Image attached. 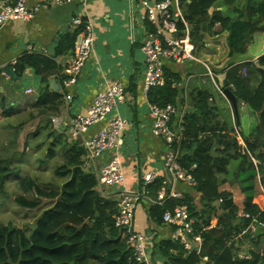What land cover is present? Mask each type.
Segmentation results:
<instances>
[{
    "label": "trees",
    "instance_id": "obj_1",
    "mask_svg": "<svg viewBox=\"0 0 264 264\" xmlns=\"http://www.w3.org/2000/svg\"><path fill=\"white\" fill-rule=\"evenodd\" d=\"M217 1L179 0L195 48L202 46L205 39L216 32L214 24L218 22L221 29H229V55L258 53L256 60L231 63L224 69L227 86L238 101V116L239 113L247 115L248 127L242 129L241 119L236 122L235 118L230 125L219 119L221 108L217 101L220 102L224 95L222 88L217 87V78V86L212 82L207 89L193 88L185 94L184 102L187 100L189 107L182 116L181 138L175 147L180 166L191 175L192 188L200 194L199 205L193 202L190 194H185L166 199L161 205L152 204L149 216L156 224H161L167 209L185 204L195 219L194 227L202 242L197 250L186 255V250L177 241L170 242L167 249L160 246L162 260L158 264H199L202 258L207 259L206 264H262L264 261V255L260 257L258 253H253L252 259L234 256L233 238L246 221L237 219V205L231 192L221 189L225 183L231 187L240 184L244 209L264 222V195L256 180L252 160L257 161L258 170L263 174L264 51L260 54L259 51L264 49V40L259 35L264 36V23L251 16L234 21L222 18L216 11L209 15V8ZM76 30L63 39L57 53L67 51L74 43ZM25 65L32 66L45 83V92L34 104H59L61 94L50 91L47 86V79L59 73L53 58L24 53L13 68L20 75ZM174 81H178V75L164 68L163 84L147 90L153 103L159 106L175 103L177 88ZM3 107V98H0V120L8 116ZM57 152L62 162L54 172L65 180L59 189L52 191L49 206L35 218L30 233L24 235L16 258L1 259L0 264H135L129 260L131 253L125 243V232L114 226L116 201L97 191L95 175L83 167V148L79 142H68L62 134H56L46 154L53 158ZM8 157H0V196L6 192V181L17 173L16 165ZM231 163H234L233 168H229ZM23 181L20 179L21 183ZM26 184H30L35 192H41L31 181ZM159 186L160 182L154 184L153 190ZM218 199L221 202L217 203ZM213 219L214 224L211 223ZM10 227L6 225V228Z\"/></svg>",
    "mask_w": 264,
    "mask_h": 264
},
{
    "label": "crops",
    "instance_id": "obj_2",
    "mask_svg": "<svg viewBox=\"0 0 264 264\" xmlns=\"http://www.w3.org/2000/svg\"><path fill=\"white\" fill-rule=\"evenodd\" d=\"M27 2L41 4L39 11L30 21H8L0 25V98H3V112L8 115L6 117H10L11 122L17 125L13 138H10L13 142L11 146L13 145L17 151L21 150L18 130L27 125L32 115H36L32 113L34 109L44 111L49 120L54 116L64 120L70 116L83 115L94 96L103 91L109 81L119 80L124 86L126 100L118 105L117 113L128 122L123 133L124 141L119 149L125 176L124 186L126 189L135 190L140 196L134 214L135 229L145 234L151 262L158 264L162 260L160 246L167 249L169 243L173 241L172 228L165 224H156L150 218L149 210L154 204L153 199L159 189L158 187L156 191L153 190L154 184L158 182L161 184L163 180L170 182L171 176L164 165L165 142L162 138L154 136L151 130L152 122L148 107L149 104H153V101L144 85L145 57L141 46L144 39L152 35L153 29L143 18L144 9L140 0H71L61 3H54L51 0H27ZM213 11L220 12L224 19L237 21L246 20L251 16L264 23V0H218L212 5V10H208L209 15ZM75 15L92 23L95 38L93 51L84 64L75 85L67 89L63 87L62 80L73 56V43L65 52L57 53L56 50L61 47L63 39L68 34L74 33L75 28L70 22ZM214 29L216 32L207 37L202 46L194 49L198 61L184 60L177 63L165 61L163 64V69L178 75V81H174V86L177 88L174 105L177 106L178 111L183 105L189 107L187 100L184 102L185 94L189 90L207 89L208 84L212 83L204 64L210 65L217 76L225 74L224 69L231 63L256 60L259 56L258 53L245 52L229 55L227 45L229 29H221L218 22L214 24ZM78 31H80L79 27L76 32ZM259 36L264 40L263 34ZM263 51L264 49L260 50L259 54ZM24 53L43 54L52 57L56 62L59 73L47 79V86L50 91H56L50 86L51 77L61 85V91H56L61 94L59 104L54 105V102L34 104L36 98L45 92V83H42L32 66L25 65L20 75L15 72L13 65ZM8 69L12 73L7 72ZM67 93L71 94V99L65 102L64 94ZM225 98L222 97L220 102L227 105L230 123H234L235 118L236 122L238 120L240 122L238 109L235 114L232 105V109L229 108L230 102ZM41 114L44 115L42 112ZM178 118L177 114L171 122V128L177 132L180 129ZM244 118L247 128L248 118L245 113ZM101 125L102 123L96 124L87 131L86 135H92ZM43 129L47 130L39 125L35 131ZM52 131L49 138L53 139L56 134H62L67 141L62 131L53 127ZM180 138L175 142L176 146ZM103 160H105L104 157L91 163L93 170ZM85 170L89 172L90 165ZM148 173L155 174L154 183L147 184L145 178ZM230 188L228 183L221 186V189L231 192L232 200L237 206H242L243 192L237 187H233L236 190ZM101 189L103 196L115 200L112 189L104 186ZM176 190L179 196L190 194L194 198L193 202L199 205L200 194L193 190L191 184L187 185L185 182L178 181ZM211 223L214 224L215 220L213 219ZM192 244L191 250L198 246L199 241H193ZM191 250H187L185 255ZM206 262L207 259L202 258L199 264H206Z\"/></svg>",
    "mask_w": 264,
    "mask_h": 264
},
{
    "label": "built area",
    "instance_id": "obj_3",
    "mask_svg": "<svg viewBox=\"0 0 264 264\" xmlns=\"http://www.w3.org/2000/svg\"><path fill=\"white\" fill-rule=\"evenodd\" d=\"M54 3L71 0H51ZM144 9L143 18L152 26L151 36L142 42L141 50L145 57L144 85L148 90L152 86L163 84L164 61L181 62L184 60L198 61L194 53V45L190 41V28L184 19L179 0H140ZM41 4H29L27 0H0V25L8 21H30L39 11ZM71 26L80 28L73 43V56L69 67L65 70L62 80L63 87L70 89L75 85L84 64L93 51L94 32L89 20H83L75 15L71 19ZM179 24L182 26L179 27ZM211 80L216 83V74L204 64ZM219 87V85L217 86ZM220 88V87H219ZM222 93V90H221ZM71 94H64V101L68 102ZM126 100L124 86L117 79L107 83L105 89L98 92L92 103L83 115L70 116L67 119L54 116L51 123L56 130L62 131L67 141H78L83 148V167L95 175L97 190L103 193L102 186L114 191L116 212L114 226L125 232V243L131 253V260L135 264H152L147 249L145 234L138 232L134 225V214L140 196L135 190L126 189L123 163L119 157V149L123 144V133L128 122L117 113L119 104ZM149 117L152 122V133L165 142L166 152L164 165L171 176V181H161L155 193L153 202L163 204L166 199L179 198L176 190L177 182L193 185V179L179 164L178 149L175 142L180 138L182 128H171L172 118L179 115L180 122L187 106H182L179 111L177 106L167 103L163 106L149 104ZM98 123L102 125L92 134L87 131ZM237 134V133H236ZM237 137L240 136L237 134ZM104 157L100 165L93 170L91 163ZM256 169V180L264 195V173H260L257 161L252 159ZM155 174L148 173L145 180L154 181ZM221 202L218 199L217 203ZM236 217L246 221L240 231L233 238L235 254L240 259H252V254L264 255V222L257 216L250 214L244 206H237ZM195 219L190 215L185 204L175 205L167 209L162 215V223L172 228V240L180 243L183 248L191 250L193 241H199L197 250L202 242L200 234L194 227ZM190 252V251H189ZM264 264V261L263 263Z\"/></svg>",
    "mask_w": 264,
    "mask_h": 264
},
{
    "label": "rangeland",
    "instance_id": "obj_4",
    "mask_svg": "<svg viewBox=\"0 0 264 264\" xmlns=\"http://www.w3.org/2000/svg\"><path fill=\"white\" fill-rule=\"evenodd\" d=\"M217 102L221 108L220 119L225 120L230 125L227 105L219 102V100ZM229 106L232 109L230 103ZM32 113L36 115H32L27 125L18 130L19 149L21 148L18 151L13 145L11 146L13 142L10 139L13 138L12 135L17 125L11 122L10 117L0 120V157H8L11 154L13 157L8 158L14 162L17 171L6 181V192L0 196V260L16 258L19 252L18 247H22L21 240L30 233L35 218L44 208L49 206L53 197L52 191L59 189V185L65 180V177L58 176L54 172L62 162L59 153L57 152L53 158L46 154L52 139L49 136L52 135L51 131L54 126L52 123V126L50 125L51 121L44 111L34 109ZM239 116L242 120V129L246 130L245 118L242 113H239ZM39 125L47 128V130L35 131ZM233 167L234 163L230 164L229 168ZM20 179H24L23 183L20 182ZM26 181L38 185L41 192L38 193L37 190L35 192V189L30 184H26ZM236 185L240 189V184L236 183ZM230 189L236 190L233 187ZM6 225L11 227L6 228ZM129 260L134 263L131 259Z\"/></svg>",
    "mask_w": 264,
    "mask_h": 264
},
{
    "label": "water",
    "instance_id": "obj_5",
    "mask_svg": "<svg viewBox=\"0 0 264 264\" xmlns=\"http://www.w3.org/2000/svg\"><path fill=\"white\" fill-rule=\"evenodd\" d=\"M209 9L212 10V7H210ZM7 72L12 73L9 69ZM51 78H52L51 82H50L51 88L55 89L56 91H61L60 90L61 85L53 77H51ZM216 78H217L219 87L222 88V93H223L224 97H226L227 100L231 103L235 114H237V109H238L237 100H236V97L234 96L233 92L227 86V82L225 81V74L217 75Z\"/></svg>",
    "mask_w": 264,
    "mask_h": 264
},
{
    "label": "clouds",
    "instance_id": "obj_6",
    "mask_svg": "<svg viewBox=\"0 0 264 264\" xmlns=\"http://www.w3.org/2000/svg\"><path fill=\"white\" fill-rule=\"evenodd\" d=\"M223 94V93H222ZM96 189H97V187H96ZM98 191V190H97ZM100 193V192H99ZM101 195H103V193H100Z\"/></svg>",
    "mask_w": 264,
    "mask_h": 264
}]
</instances>
